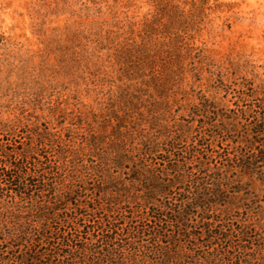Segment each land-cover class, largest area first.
<instances>
[{
    "label": "rangeland",
    "instance_id": "rangeland-1",
    "mask_svg": "<svg viewBox=\"0 0 264 264\" xmlns=\"http://www.w3.org/2000/svg\"><path fill=\"white\" fill-rule=\"evenodd\" d=\"M262 85L264 0H0V160L13 151L39 149L46 156L41 160L63 167L67 184L57 177L55 189H73L75 195L81 183L89 189V207H109L107 199L94 201L100 178L90 167L101 164L102 147L111 152L112 143L120 142L113 136L117 128L135 133L136 141L169 130L170 137L183 138L182 151L172 159L183 155L185 170L195 177L204 176V161L213 175L215 163L223 167L238 145L237 133L224 131L219 116L238 112L245 120L241 110L250 103L259 110ZM43 135L47 145L40 143ZM195 143H201L197 151L186 154ZM124 172L112 174L128 179ZM225 177L228 198L216 213L228 230L254 231L244 242L250 247L246 264H264V175L230 170ZM21 203L26 222L35 219L31 205ZM74 203L59 215L71 213L89 225L91 208L75 215ZM121 204L129 206L124 197ZM136 205L132 209L140 210ZM117 210H99L96 220L118 219ZM138 215L142 221L145 214ZM48 228L57 230L52 222ZM64 228L74 233L69 224ZM2 237L0 264H21L10 250L13 243ZM140 255L134 264H154L142 263Z\"/></svg>",
    "mask_w": 264,
    "mask_h": 264
},
{
    "label": "trees",
    "instance_id": "trees-1",
    "mask_svg": "<svg viewBox=\"0 0 264 264\" xmlns=\"http://www.w3.org/2000/svg\"><path fill=\"white\" fill-rule=\"evenodd\" d=\"M260 90L263 95L258 99L259 110H255L252 103L246 105V109L241 110L246 115L245 120L240 119L238 112L230 117L219 116L223 121L225 119L224 131L237 133L238 145L235 153L225 156L223 167H217L218 163H215L213 175L207 172L212 168L204 161L199 167L204 176L195 177L196 173L185 170L186 157V160L183 155L181 160L178 157L172 159L182 151L179 148L183 138L170 137L166 128V131H160V136H144L140 141H136L138 136L130 130L123 133L117 128L113 136L116 135L120 142L112 143L111 152L102 147L105 154L99 158L101 164L90 167L100 178L96 185L99 198L94 201L107 199L109 207L106 209L98 207V203L94 207L87 206L91 199L87 198L89 189L81 183L78 189L74 187L75 195L73 189L61 193L56 190L54 180L57 177L62 178L60 184L66 181L61 172L63 167L57 161L41 160L46 156L39 153V149L30 150L29 147L6 153L4 156L9 159L0 160V183L4 181L7 188L0 191L2 241L13 243L7 248L17 254L15 259L21 264H134L138 252L142 263L150 260L154 264H177L186 260L188 264H234L240 261L246 264L250 247L244 242L252 238L254 231L248 226L228 230L216 212L227 202L228 183L223 182L226 172L238 170L244 175H264V85ZM255 94L247 96L255 97ZM45 141L49 140L43 135L40 143ZM198 144L201 145L195 143L186 154L195 153ZM60 153L65 154V149L61 148ZM34 154L43 158H36ZM147 160L154 161V165H146ZM223 168L226 172L221 171ZM121 170H125L124 174L128 171V179L112 174ZM171 173L174 175L169 177ZM49 175L53 176L51 181ZM32 188L40 189L38 195ZM122 197L129 206L121 204ZM23 201L36 212L33 219L37 221L36 225L31 223L33 220L26 222L22 217ZM74 201L75 215L79 209L91 208L89 225L81 223V219L71 213L59 215ZM133 204H139L136 206L141 209L134 211ZM116 209L121 213L118 219L108 220V224L96 220L97 211L114 212ZM138 212L145 214L141 215L142 221H136L140 216ZM125 213L131 216L127 217ZM126 218L129 220L124 227L122 223ZM51 222L57 228L55 232L48 228ZM68 224L75 234L64 228ZM216 246L220 247L214 249ZM191 254H194L191 257L196 256L192 260ZM5 259L3 256L2 260Z\"/></svg>",
    "mask_w": 264,
    "mask_h": 264
}]
</instances>
